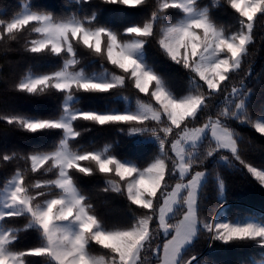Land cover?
Wrapping results in <instances>:
<instances>
[{"label": "snow or ice", "instance_id": "1", "mask_svg": "<svg viewBox=\"0 0 264 264\" xmlns=\"http://www.w3.org/2000/svg\"><path fill=\"white\" fill-rule=\"evenodd\" d=\"M72 2L83 9L92 0ZM99 5L148 8L149 14L143 22L116 29L100 21L99 6L91 13L57 15L25 3L9 18H0V42L23 39L24 51L61 61L50 71H28L14 90L62 97L59 114H0V121L17 130L60 134L47 150L0 152V165L16 158L26 164L0 190V264H33L30 257L44 258L46 264H145L146 253L152 254L154 264H205L188 255L202 235L209 246L252 242L264 248V218L224 214L226 184L219 173L215 181L221 207L211 216L201 215L210 175L207 164L214 160L230 167L239 162L264 186V168L242 158L243 138L231 127L237 121L264 136V117L253 118L248 111L253 90L243 80L232 83L249 56L257 19L264 20V0H212L207 6L200 0H155L154 6L148 0H99ZM225 5L236 16L234 31L215 19L213 9ZM172 10L180 14L178 20L169 19ZM152 40L162 55L188 73L189 92L176 93L148 62L145 47ZM81 48L102 70H88ZM128 87L138 94L134 106L131 101L123 110L77 106L82 95H111ZM78 121L114 126L128 137L142 138L137 143L155 144L157 154L142 165L118 157L110 145L103 150L74 147L72 142L82 135ZM29 172L52 175L29 182ZM77 174L102 175L103 192L125 196L132 212L129 223L109 227ZM10 218L25 223L11 227ZM25 231L36 233L39 242L17 248ZM97 245L105 250L102 254H94Z\"/></svg>", "mask_w": 264, "mask_h": 264}, {"label": "trees", "instance_id": "2", "mask_svg": "<svg viewBox=\"0 0 264 264\" xmlns=\"http://www.w3.org/2000/svg\"><path fill=\"white\" fill-rule=\"evenodd\" d=\"M212 0H200L204 6L210 5ZM32 7H41L53 11L57 15L71 14L74 11L91 13L100 7L99 19L107 22L116 29H122L130 22H143L149 14L148 8L126 10L121 6L99 5V0H92L91 5L78 9L72 0H0V18H9L22 9L23 4ZM150 6L155 5V0H148ZM217 23L229 30L238 26L236 16L226 5L213 9ZM180 16L177 10H172L170 20L175 21ZM23 39L9 41L7 44L0 42V114L19 113L35 116H49L59 114L62 97L59 94L51 96H30L14 90V83L28 71H50L57 68L61 61L58 58L37 56L23 50ZM83 63L89 71H100V62L90 63L89 53L83 48L79 49ZM145 57L167 79L169 86L178 94L190 91V77L188 73L173 64L162 55L158 44L152 40L145 47ZM111 69V65H105ZM243 80L253 94L248 99V111L253 118L264 117V20L257 19L254 27V41L249 46V56L242 68L233 74L232 83L238 84ZM135 89L128 87L109 94L82 95L78 107L117 109L123 110L126 104L135 105L137 98ZM140 98H148L139 94ZM125 97H128L126 100ZM77 128L82 135L73 141V146H84L92 150H103L110 145V150L118 157L134 160L138 164H146L157 154V146L151 143H137V137H128L119 132L114 126L92 125L86 121H78ZM231 127L243 140L240 145L242 158L253 166L264 168V136L256 133L253 128L241 125L234 121ZM59 132L26 133L6 125L0 121V152L19 151L21 155L33 150H47L54 146L59 139ZM227 154V153H225ZM235 167H230L223 162L212 161L207 164L210 173L203 189L201 203L202 217L213 215L220 209L215 174L224 179L226 184V203L224 214L233 217L264 218V186H261L247 170L233 161ZM25 161L19 158L0 165V190L18 169H25ZM51 173H28V181L43 180L51 177ZM77 181L86 192L97 212L109 227L126 226L132 219L129 202L125 196L102 191L104 177L102 175L84 176L77 174ZM136 208V206H132ZM139 211V210H137ZM25 223L23 218H10L8 226L21 227ZM39 238L32 231H25L20 235L17 248L36 246ZM94 254H102L105 250L100 246L93 247ZM188 255H197L198 260L208 264H259L264 262V248L252 242H233L223 244L219 241L209 246V241L202 235L191 248ZM33 264H46L44 258L30 257ZM145 264H154V257L146 253Z\"/></svg>", "mask_w": 264, "mask_h": 264}, {"label": "rangeland", "instance_id": "3", "mask_svg": "<svg viewBox=\"0 0 264 264\" xmlns=\"http://www.w3.org/2000/svg\"><path fill=\"white\" fill-rule=\"evenodd\" d=\"M180 18V16L177 18V20ZM129 105L128 104H126V108L128 107ZM229 204L228 203H225L224 205H223V208L224 207H227ZM244 217H248V216H244ZM251 218V217H250ZM205 264H208V263H206L205 262ZM259 264H264V262H261V263H259Z\"/></svg>", "mask_w": 264, "mask_h": 264}]
</instances>
